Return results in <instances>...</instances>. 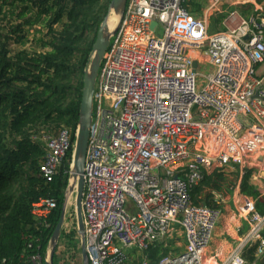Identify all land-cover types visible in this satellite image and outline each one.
<instances>
[{
	"label": "built area",
	"instance_id": "built-area-1",
	"mask_svg": "<svg viewBox=\"0 0 264 264\" xmlns=\"http://www.w3.org/2000/svg\"><path fill=\"white\" fill-rule=\"evenodd\" d=\"M188 1L126 0L110 38L83 173L88 264H127L130 254L151 264L148 248L167 246L177 230L182 249L155 264H207L222 197L214 194L215 206L196 205L191 187L213 167L243 172L264 162V74H256L264 63V16L235 9L253 0H192L203 1L200 16L189 12ZM222 11L224 30L211 32V16ZM42 140L39 173L51 181L74 142L67 128ZM71 168L72 155L64 193ZM232 192L248 228L218 264H246L251 247L255 257L264 255V214L238 186ZM67 195L63 226L76 219L74 193ZM54 207L45 198L31 212L46 223ZM32 260L40 264L41 258Z\"/></svg>",
	"mask_w": 264,
	"mask_h": 264
},
{
	"label": "trees",
	"instance_id": "trees-1",
	"mask_svg": "<svg viewBox=\"0 0 264 264\" xmlns=\"http://www.w3.org/2000/svg\"><path fill=\"white\" fill-rule=\"evenodd\" d=\"M110 2L0 0V264H37L34 255L40 256V264L45 262L64 202L72 147L59 172L46 181L39 173L45 153L42 137L67 128L74 142L83 71ZM203 4L191 0L186 6L200 16ZM224 17L225 12L211 17L209 30H224ZM234 169L235 185L225 169L203 171L202 179L191 187L193 203L215 206V193L227 196L238 186L253 199L255 210L264 214V194L250 182L252 170ZM45 198L55 201L46 223L31 212L32 205ZM75 238L76 229L61 230L53 264H69L56 252L59 241L65 239L69 250ZM172 246L173 242L150 246L146 253L151 264L174 251ZM247 253L254 261V247ZM130 256L128 264H139L140 258Z\"/></svg>",
	"mask_w": 264,
	"mask_h": 264
},
{
	"label": "water",
	"instance_id": "water-1",
	"mask_svg": "<svg viewBox=\"0 0 264 264\" xmlns=\"http://www.w3.org/2000/svg\"><path fill=\"white\" fill-rule=\"evenodd\" d=\"M126 0H111L109 4V12L102 20L94 41L92 51L90 53L89 62L83 71V85L81 93V103L79 107V119L77 131L75 133L74 147L72 152V168L70 178L72 179L71 184L68 187L66 193H64V202L61 208L59 219L51 235L47 258L45 255L44 264H53V255L55 252L56 245L63 229L65 212L67 206V194L74 193L75 196V217H76V230L80 239V255L82 264H88L87 253L85 248V237H84V224L81 209V199L83 193V173L84 165L87 153L88 140L90 136V130L93 121L94 112V94L95 86L98 78L99 69L103 61L104 54L109 46L110 38L118 28L120 19L124 12ZM110 13L117 15V24L114 29L109 28L108 19ZM156 22H152L151 27L154 28ZM197 66L196 62H193V68L195 70Z\"/></svg>",
	"mask_w": 264,
	"mask_h": 264
},
{
	"label": "rangeland",
	"instance_id": "rangeland-1",
	"mask_svg": "<svg viewBox=\"0 0 264 264\" xmlns=\"http://www.w3.org/2000/svg\"><path fill=\"white\" fill-rule=\"evenodd\" d=\"M253 1H254V3H246L244 5L236 7L235 9L239 12V14L241 16H245V17L249 16L251 14H255V12H257L256 14L263 15L262 12L264 11V2H259L260 0H253ZM224 8H226V7H223V9ZM218 13H223V11L222 12H218ZM216 14L217 13H215L211 17L215 16ZM117 18H118L117 16L115 18V14L114 13H110L109 20L111 22V26H113L111 29H114V27L116 26ZM210 23H211V20H210ZM256 74L258 76H261V75L264 74V63L260 64L256 68ZM54 134H50V135H54ZM248 169L252 170V173L254 171V173L256 175L253 178H252V175H251L250 182L257 189H260V191L263 190L264 189V162L262 163L260 168H254L255 169L254 170L253 168H249V166H248ZM234 170H235L234 167H231L229 169H225V172H226L227 176L229 177V179L232 180L231 185H235V183H234L235 181H233L234 174H232V171H234ZM221 197H225V196L221 195ZM67 222H68V224L63 226V229L66 232H69L72 229H76V219L74 220L72 218H69L67 220ZM76 234H77V230H76ZM74 240L76 241L75 246L72 247L69 250L65 249L66 248L65 239H62L61 241H59L60 242V246L58 247L56 253L61 259L66 260L69 264H82V259H81V255H80V239H79V235L78 234H77V238H75ZM167 242H169V243L173 242L172 249H175L176 251L181 250L182 247H183V243H184L182 232L180 230H177L173 234L172 238L168 239ZM255 263L256 264H264V255L261 257V259L256 260Z\"/></svg>",
	"mask_w": 264,
	"mask_h": 264
},
{
	"label": "crops",
	"instance_id": "crops-1",
	"mask_svg": "<svg viewBox=\"0 0 264 264\" xmlns=\"http://www.w3.org/2000/svg\"><path fill=\"white\" fill-rule=\"evenodd\" d=\"M254 176L256 175L253 171L252 178ZM237 199L238 195H236L234 192L222 197V216L215 230L211 244L206 250L205 260L207 264H218L219 262L223 261L233 248L235 242L247 231L248 225L246 221L239 218L238 214L236 213L235 203ZM244 257L246 264H256L255 261L261 259L262 256L255 257L254 261H249L246 250Z\"/></svg>",
	"mask_w": 264,
	"mask_h": 264
},
{
	"label": "bare ground",
	"instance_id": "bare-ground-1",
	"mask_svg": "<svg viewBox=\"0 0 264 264\" xmlns=\"http://www.w3.org/2000/svg\"><path fill=\"white\" fill-rule=\"evenodd\" d=\"M116 14H115V18H116ZM109 18H110V16H109ZM116 21V20H115ZM115 24V23H114ZM108 26H109V28H112L113 26H111V22H110V20L108 19Z\"/></svg>",
	"mask_w": 264,
	"mask_h": 264
}]
</instances>
